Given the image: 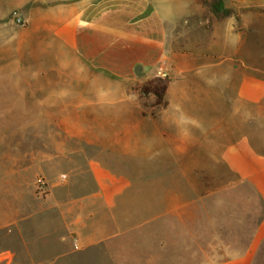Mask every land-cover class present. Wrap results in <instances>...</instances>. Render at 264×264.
Returning a JSON list of instances; mask_svg holds the SVG:
<instances>
[{
    "label": "crops",
    "instance_id": "crops-1",
    "mask_svg": "<svg viewBox=\"0 0 264 264\" xmlns=\"http://www.w3.org/2000/svg\"><path fill=\"white\" fill-rule=\"evenodd\" d=\"M1 3L0 264H62L66 253L168 220L198 199L190 175L206 172L249 184L263 206L245 250L208 264H252L264 243V149L255 144L264 28L261 44L246 24L229 51L221 37L213 57H175L174 13L158 0ZM155 76L168 79L166 104L145 110L130 88ZM199 104L220 117L194 133L188 109ZM207 136L223 177L194 155ZM36 173L50 191L43 198Z\"/></svg>",
    "mask_w": 264,
    "mask_h": 264
},
{
    "label": "rangeland",
    "instance_id": "rangeland-1",
    "mask_svg": "<svg viewBox=\"0 0 264 264\" xmlns=\"http://www.w3.org/2000/svg\"><path fill=\"white\" fill-rule=\"evenodd\" d=\"M158 1L161 6L174 13L175 57H213L215 43L221 37L229 51L236 35L244 34L246 24L255 25L256 41L261 44L264 0H222L224 7L231 9V12L220 20L209 13L202 0ZM1 2L2 0L0 7ZM10 17L14 19L12 14ZM225 54L229 52L225 51ZM231 63L233 62L228 59L224 61V66L230 69ZM226 77L222 72V80ZM235 87L236 83L233 81L230 85L231 93ZM134 94L136 100L143 104L145 98L136 92ZM188 112L194 118L188 129L194 133H203L220 117L219 114H206L200 104L195 109H188ZM224 116L230 117L222 111V118ZM55 128L53 124H48L46 133L54 134ZM257 134L260 137L255 144L264 149V135L261 132ZM215 138L223 139L222 132L218 131ZM212 140L211 136L200 140L194 155L202 163L207 161L211 172L223 177L227 172L226 167L210 151ZM47 170L53 171L54 165L48 164ZM190 176L192 182L199 187L198 199L190 207L169 216L168 220L149 223L142 229L66 253L60 259L61 263L208 264L218 255L241 253L248 246L252 232L263 213L258 194L249 184L237 179L233 182L229 178L218 179L209 172ZM33 179L35 195L39 198L45 197L50 192L45 175L36 173ZM38 179L44 181L45 193L38 190ZM52 192L54 194L55 191ZM25 200H29V195L26 194ZM218 246L223 248L221 253L216 252ZM252 264H264V243L258 245Z\"/></svg>",
    "mask_w": 264,
    "mask_h": 264
},
{
    "label": "trees",
    "instance_id": "trees-1",
    "mask_svg": "<svg viewBox=\"0 0 264 264\" xmlns=\"http://www.w3.org/2000/svg\"><path fill=\"white\" fill-rule=\"evenodd\" d=\"M207 6L209 13L216 19H223L231 9L224 7L222 0H202ZM168 87V79L161 76H155L143 83H137L130 89L143 96V106L145 110L149 107H160L166 104L164 96Z\"/></svg>",
    "mask_w": 264,
    "mask_h": 264
},
{
    "label": "built area",
    "instance_id": "built-area-1",
    "mask_svg": "<svg viewBox=\"0 0 264 264\" xmlns=\"http://www.w3.org/2000/svg\"><path fill=\"white\" fill-rule=\"evenodd\" d=\"M16 21H17L18 23H20V24L23 23L22 20H21L20 18H17ZM37 183H38V185H37L38 190H39L41 193H45V189H46V187H45V183H44V181L41 180V179H38Z\"/></svg>",
    "mask_w": 264,
    "mask_h": 264
}]
</instances>
